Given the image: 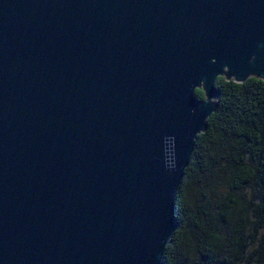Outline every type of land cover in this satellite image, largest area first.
Wrapping results in <instances>:
<instances>
[{"label": "water", "instance_id": "1", "mask_svg": "<svg viewBox=\"0 0 264 264\" xmlns=\"http://www.w3.org/2000/svg\"><path fill=\"white\" fill-rule=\"evenodd\" d=\"M217 77L264 0H0V264H160Z\"/></svg>", "mask_w": 264, "mask_h": 264}, {"label": "trees", "instance_id": "2", "mask_svg": "<svg viewBox=\"0 0 264 264\" xmlns=\"http://www.w3.org/2000/svg\"><path fill=\"white\" fill-rule=\"evenodd\" d=\"M213 89L216 108L175 192L176 229L160 264H264V81L217 77Z\"/></svg>", "mask_w": 264, "mask_h": 264}]
</instances>
